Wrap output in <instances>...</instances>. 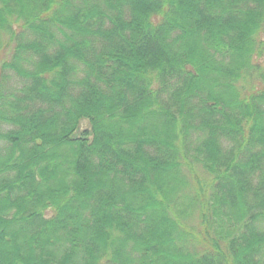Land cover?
Instances as JSON below:
<instances>
[{
	"label": "trees",
	"instance_id": "trees-1",
	"mask_svg": "<svg viewBox=\"0 0 264 264\" xmlns=\"http://www.w3.org/2000/svg\"><path fill=\"white\" fill-rule=\"evenodd\" d=\"M253 60L264 0H0V264H264Z\"/></svg>",
	"mask_w": 264,
	"mask_h": 264
},
{
	"label": "rangeland",
	"instance_id": "rangeland-1",
	"mask_svg": "<svg viewBox=\"0 0 264 264\" xmlns=\"http://www.w3.org/2000/svg\"><path fill=\"white\" fill-rule=\"evenodd\" d=\"M252 64H253L254 67L255 66H260L264 70V60H262V61H255V60H253L252 61ZM261 72H262L261 69H259V68L256 67L255 75H258ZM87 127H88V123L87 122L82 123L81 129H86Z\"/></svg>",
	"mask_w": 264,
	"mask_h": 264
}]
</instances>
